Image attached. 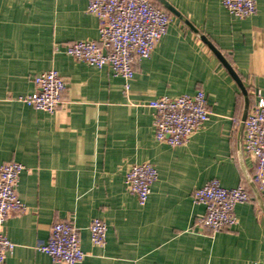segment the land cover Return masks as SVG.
I'll list each match as a JSON object with an SVG mask.
<instances>
[{
  "label": "crops",
  "instance_id": "0c3cea01",
  "mask_svg": "<svg viewBox=\"0 0 264 264\" xmlns=\"http://www.w3.org/2000/svg\"><path fill=\"white\" fill-rule=\"evenodd\" d=\"M151 1L171 23L151 56L135 65L126 92L110 68L64 50L99 39L87 0H0V165L25 167L17 191L27 207L2 228L15 244L2 264H53L37 246L57 221L80 230L86 257L79 264H264V211L249 185L253 161L242 149L245 111L264 98V0L247 19L230 15L221 0H165L197 33ZM202 36L236 71L247 98ZM49 70L67 87L55 114L19 101ZM198 90L206 94L209 121L186 145L159 143L149 102ZM143 163L153 165L158 178L141 206L125 177ZM212 179L252 193L236 207L238 225L215 238L201 226L205 209L193 200ZM259 192L264 202V189ZM96 218L108 228L102 247L90 241Z\"/></svg>",
  "mask_w": 264,
  "mask_h": 264
},
{
  "label": "built area",
  "instance_id": "2783aa9c",
  "mask_svg": "<svg viewBox=\"0 0 264 264\" xmlns=\"http://www.w3.org/2000/svg\"><path fill=\"white\" fill-rule=\"evenodd\" d=\"M258 0H221L230 15L247 19L257 12ZM87 12L99 22L98 41H76L66 45L65 52L77 61L97 68L108 67L113 76L125 81L129 92L135 77V65L148 59L168 31L171 17L151 0H87ZM60 47L55 46V50ZM36 91L19 101L38 111L55 114L63 102L66 82L55 70L35 77ZM153 110L155 137L159 143L178 147L186 145L191 137L209 121L206 94L202 90L193 95L160 96L149 102ZM242 149L253 161L252 181L258 190L264 189V98L259 97L249 108L243 121ZM25 167L17 162L0 165V264L15 250V244L2 233L11 215H23L26 205L18 196L20 175ZM158 172L149 164L133 165L125 177L127 190L144 206L157 181ZM195 203L205 209L200 224L215 238L222 231L238 225L236 207L249 203L251 195L242 184L227 189L212 179L193 193ZM91 244L102 247L106 242L107 225L93 219L89 225ZM37 250L48 255L53 264H79L85 257L80 230L69 221H57L51 226L46 242Z\"/></svg>",
  "mask_w": 264,
  "mask_h": 264
},
{
  "label": "water",
  "instance_id": "95a60500",
  "mask_svg": "<svg viewBox=\"0 0 264 264\" xmlns=\"http://www.w3.org/2000/svg\"><path fill=\"white\" fill-rule=\"evenodd\" d=\"M159 1V3L168 11H170L171 13H173L175 16H177L178 18H180L181 20H183L191 29H193L196 33L198 32L197 29H195L188 21H186V19H184L179 12H177L171 5H169L165 0H157ZM202 40L204 41V43L209 47V49L216 55V57L219 59V61L222 63V65L225 67V69L228 71V73L231 75V77L235 80V82L237 83V85L239 86L241 92L243 93V95L247 98V90L242 82V80L240 79V77L238 76V74L236 73V71L233 69V67L229 64V62L227 61V59L223 56V54L215 47L213 46L210 41L202 36ZM248 114V107L245 111V116L243 121L245 120L246 116ZM244 125H242V129H243ZM249 185L255 195V198L257 199L261 209L264 211V202L263 199L261 197V194L257 188V186L255 185V183L249 179Z\"/></svg>",
  "mask_w": 264,
  "mask_h": 264
},
{
  "label": "trees",
  "instance_id": "16d2710c",
  "mask_svg": "<svg viewBox=\"0 0 264 264\" xmlns=\"http://www.w3.org/2000/svg\"><path fill=\"white\" fill-rule=\"evenodd\" d=\"M156 7H158V8H161V6L159 5V4H157V3H155V2H153V1H151ZM163 9V8H162ZM250 195H252V193L250 192Z\"/></svg>",
  "mask_w": 264,
  "mask_h": 264
}]
</instances>
